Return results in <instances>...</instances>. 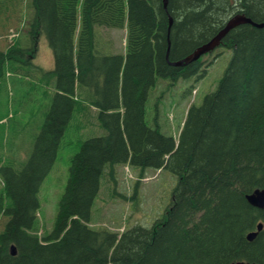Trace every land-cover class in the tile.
Returning <instances> with one entry per match:
<instances>
[{"label": "trees", "instance_id": "obj_1", "mask_svg": "<svg viewBox=\"0 0 264 264\" xmlns=\"http://www.w3.org/2000/svg\"><path fill=\"white\" fill-rule=\"evenodd\" d=\"M28 7L30 43L22 47L15 39L0 52V64L34 57L44 34L54 58V69L44 73L53 94L24 161L3 157L10 142L0 119V264H264V208L246 201L264 188V27L244 24L224 37L222 46L232 50L228 65L201 105L188 109L177 140L145 121L148 90L158 77L176 81L205 72L201 59L169 62L207 42L233 15L264 21V0H167L165 6L29 0ZM124 24V53L101 55L94 27ZM77 88L86 89L104 133L82 140L70 157L52 230L39 236V188L79 103ZM117 164L168 169L177 177L163 218L149 228L137 224L118 235L89 225L101 179L113 182ZM259 222L263 229L247 240Z\"/></svg>", "mask_w": 264, "mask_h": 264}, {"label": "rangeland", "instance_id": "obj_2", "mask_svg": "<svg viewBox=\"0 0 264 264\" xmlns=\"http://www.w3.org/2000/svg\"><path fill=\"white\" fill-rule=\"evenodd\" d=\"M28 1L0 0L1 27L7 22L5 28L0 29V34L4 35L0 36L2 37L0 49L8 42L6 36L11 33L10 30L18 27V22L15 21L16 15L19 16V22L23 19L28 9ZM98 28V26L94 27L95 44L98 35L97 44L101 54H118L124 51V28ZM22 34L21 45L26 47L28 39L24 33ZM231 53V49L217 48L213 54L218 55L207 67L205 75L198 80L191 77L180 79L182 83H178L158 77L155 85L148 92L145 105L147 124L154 127L157 123L162 134L176 136L187 108L191 104L199 106L204 97L215 89L228 65ZM210 57V55L204 57L203 61L207 63ZM23 60L21 64L17 61H12L13 65L8 63L9 61L0 64V119L5 120L6 140L10 142L5 146L8 151H4L3 157L9 159L11 156H16L18 151V157L23 156L20 159L22 161L27 156L24 157L25 148L18 150L19 144L30 151V142L38 133L50 104V92L46 93V87L50 85L38 80L41 74L37 69V67L47 70L53 68L52 51L44 34L39 38L35 58L30 59L25 54ZM25 61H30L32 66ZM15 64L18 68L13 71L12 67ZM193 84L195 89L192 87L191 92L186 95ZM89 110L85 121L86 137L95 136L98 132L102 135L104 131L98 119L96 117L94 119L92 111ZM80 126L81 123L74 116L65 131L53 166L40 185L37 218L44 234L52 230L58 203L68 179L70 157L78 150L80 136L85 134L79 129ZM115 170L114 178L117 182L110 183L108 176L105 182L104 177L101 179L99 192L91 209L90 225L94 228L106 227L108 230L121 231L124 227L129 228L137 224L149 228L155 220L163 218L165 209L171 202L176 176L168 169L146 168L140 177L139 168L123 164H117Z\"/></svg>", "mask_w": 264, "mask_h": 264}, {"label": "water", "instance_id": "obj_3", "mask_svg": "<svg viewBox=\"0 0 264 264\" xmlns=\"http://www.w3.org/2000/svg\"><path fill=\"white\" fill-rule=\"evenodd\" d=\"M164 5H166L167 0H163ZM242 24H252L253 26L257 27H262L264 26L263 24H255L251 21L250 18L237 14L230 19H228L216 35H214L208 42L204 43L203 45L197 47L191 54L187 55L183 59L175 62H169L170 65L173 66H185L188 65L194 61H196L200 56L212 51L215 47L219 45L221 40L227 35V33L232 30L233 28L242 25ZM246 200L248 204H250L253 207H256L258 209H263L264 208V189H254L250 194L246 195ZM262 224L259 223L257 225V231L256 232H251L248 234L247 238L249 240H252L258 231L262 229ZM232 264H255V263H247V262H236Z\"/></svg>", "mask_w": 264, "mask_h": 264}, {"label": "bare ground", "instance_id": "obj_4", "mask_svg": "<svg viewBox=\"0 0 264 264\" xmlns=\"http://www.w3.org/2000/svg\"><path fill=\"white\" fill-rule=\"evenodd\" d=\"M233 16H235V15H233ZM233 16H231V17H233ZM230 17V18H231ZM229 18V19H230ZM249 18V17H248ZM251 19V18H250ZM251 21L253 22V23H255V24H263L264 23V21H262V22H255V21H253L252 19H251ZM250 25H252V24H250ZM253 26V25H252ZM254 27H257V26H254ZM262 27H264V26H262ZM262 27H257V28H262ZM1 68V67H0ZM1 70V69H0ZM1 157V156H0Z\"/></svg>", "mask_w": 264, "mask_h": 264}]
</instances>
